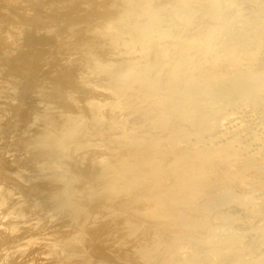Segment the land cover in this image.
<instances>
[{
    "label": "bare ground",
    "instance_id": "obj_1",
    "mask_svg": "<svg viewBox=\"0 0 264 264\" xmlns=\"http://www.w3.org/2000/svg\"><path fill=\"white\" fill-rule=\"evenodd\" d=\"M233 1L39 0L32 5L34 15L21 23L31 28L22 33L24 48L13 60H0L17 80L13 102L5 108L10 128L0 130L6 141L0 147V178L7 181L6 204L18 202L22 223L61 220L59 206L70 217L72 232L81 230L87 216L104 217L105 223L85 233L83 244L101 246L114 236L118 245L129 242V254L116 246L117 255L125 254L120 264H264V9L254 6L264 7V0H246L258 12L245 8L247 18L243 8L238 12L244 1ZM60 58L69 65L63 67ZM47 59L50 69L44 66ZM45 84L55 89L45 90L47 103H75L61 105L64 113L50 105L51 111H62L60 120L47 113V104L40 116L37 106L32 109L30 94H39L36 89ZM5 86L0 82V93ZM32 111L43 116L42 133L35 127L32 135L22 131L35 118ZM96 148L100 153L91 152ZM12 152L14 163L5 157L13 158ZM44 170L55 177L38 189L39 198L28 188ZM6 236H0V264H26L25 254L23 260L12 258L18 240ZM102 248L85 263L114 264Z\"/></svg>",
    "mask_w": 264,
    "mask_h": 264
},
{
    "label": "rangeland",
    "instance_id": "obj_2",
    "mask_svg": "<svg viewBox=\"0 0 264 264\" xmlns=\"http://www.w3.org/2000/svg\"><path fill=\"white\" fill-rule=\"evenodd\" d=\"M1 2V4H0V54H3V55H0V60H8V61H10L9 59L11 58V60H13L18 54L17 53H20L21 51H22V49L24 48V45H25V43H24V34H22L23 32H26L27 30H28V32H30V30H31V28H30V26H26V25H22L21 23L22 22H25L26 21V19L27 18H29V15H30V17H31V15L33 14V13H30L32 10L30 9L31 7H32V5H34V4H36V3H38L39 2V0H5V4H7V5H4V3H3V1L4 0H0ZM10 1V2H9ZM37 1V2H36ZM231 1V0H230ZM235 1V0H234ZM233 1V2H234ZM238 1V0H237ZM239 1H241V0H239ZM244 1V5H245V7L242 5V7H240L239 6V3L237 2V7L239 6V8H238V12H239V10L240 11H242L243 9H244V11H242V14H241V12H239V14H241L243 17H245V15H243L244 13H245V8H247L248 7V10H247V12L248 13H250L254 8H253V3H248L246 0H243ZM243 1L241 2V3H243ZM6 2H9V3H6ZM21 2V3H20ZM256 3H257V1H255ZM30 3V5H28ZM24 4V5H23ZM263 5H264V2L262 3ZM2 5V6H1ZM252 5V6H251ZM257 6V10H256V8H255V10L256 11H260V9L262 10V8L264 9V7L263 6H259L258 7V5L259 4H255L254 3V6ZM5 6V7H4ZM14 6H15V8H14ZM28 7V8H27ZM26 8V9H25ZM241 8V9H240ZM243 8V9H242ZM253 8V9H252ZM258 8H259V10H258ZM29 9H30V11H29ZM251 9V11H249ZM231 12V11H230ZM237 12V11H236ZM238 12H237V14H238ZM244 12V13H243ZM258 12H251L252 14L254 13H258ZM6 13V15H4ZM9 13V14H8ZM231 14H233V12H231ZM245 14H247V13H245ZM12 15H14V16H12ZM34 15V14H33ZM32 15V16H33ZM249 15V14H248ZM247 15V16H248ZM17 16V17H16ZM232 16V15H231ZM263 16V15H262ZM3 17H5V18H3ZM249 17V16H248ZM250 17L252 18V16L250 15ZM264 17V16H263ZM7 18V19H6ZM9 18H12V19H9ZM245 18H247V17H245ZM1 19L3 20V21H6V20H8V21H10L9 22V24H7L6 22H1ZM33 19V18H32ZM5 23V24H4ZM2 24V25H1ZM7 24V25H6ZM11 24V25H10ZM4 25V26H3ZM34 25V24H33ZM6 26V27H5ZM9 26V27H8ZM14 27L12 30H11V28L12 27ZM17 26V27H16ZM32 26V25H31ZM5 27V28H4ZM27 27V28H26ZM7 28H8V30H7ZM19 29V30H18ZM21 29V30H20ZM26 29V30H25ZM7 30V31H6ZM11 30V31H10ZM25 30V31H24ZM40 31H42V30H40ZM40 31H36V33H34V35L35 36H37V37H39L38 35H37V32H39L40 33ZM44 32H45V34H46V31L45 30H43ZM16 32V33H15ZM44 32H42V34L41 35H43V33ZM6 33V34H5ZM8 33H10V34H8ZM18 33V34H17ZM38 33V34H39ZM48 33V32H47ZM50 33H52V32H50ZM3 34V35H2ZM13 34V35H12ZM44 34V35H45ZM10 35V36H9ZM14 36L15 37V40H14V38L12 37V36ZM20 35V36H19ZM44 35L41 37V38H44ZM47 36H48V38H51L50 37V35H52L53 36V34H46ZM1 36H3V37H1ZM9 36V37H8ZM16 37L19 39H16ZM20 37H21V39H20ZM46 37V36H45ZM6 38V39H5ZM10 38V39H9ZM40 38V37H39ZM47 38V37H46ZM13 39V40H12ZM3 40V41H2ZM7 40H8V42H7ZM5 41H6V43H5ZM22 41V42H21ZM10 45H9V44ZM56 43H58V44H56L57 46H59V43H60V41L58 42V41H56ZM9 46H11V47H9ZM7 47H8V51H7ZM5 48V49H4ZM11 48V49H10ZM46 48H48V47H46ZM45 48V49H46ZM50 51H51V49H49ZM10 51V52H9ZM7 55V57H6V55ZM8 56H10V57H8ZM12 56V57H11ZM2 57V58H1ZM66 57V56H65ZM8 58V59H7ZM13 58V59H12ZM62 58V57H61ZM61 58H60V60H61ZM75 59H76V57H74ZM64 59L65 58H63V61H64ZM46 61V60H45ZM44 61V63L45 64H47V65H45L44 64V66L45 67H48V68H46V69H50V67H51V64L49 63V61H50V59H47V63ZM62 60L61 61H59L60 62V64L63 66V67H65V63L67 62V64L66 65H69V63H68V61L67 60H65V62H63ZM53 62V61H52ZM51 62V63H52ZM49 64V65H48ZM43 66V68L45 69V67ZM2 67V68H1ZM67 68L66 69H68V66H66ZM70 68H71V66H69ZM69 68V69H70ZM5 76V77H4ZM6 76H8V77H6ZM6 78V79H5ZM3 79V80H2ZM14 80V81H13ZM9 81V82H8ZM0 82H5L6 83V85H7V88H6V86H5V88L3 89V88H1V90L3 91L2 93H0V130H3L4 128H10V126L7 124V123H5L6 121H5V119H6V116L8 117V112H6L5 111V108L6 107H9L11 104H12V102H13V98L11 97V95H13V90H14V86L16 85V83H17V80L14 78V77H11V76H9L8 74H7V69L5 68V66H3V65H0ZM10 83V84H9ZM45 85H47V86H45ZM44 85V88H38V89H36V90H38L37 92H39V94L38 93H36V91L34 92V94H30V96H32L33 98H35V102H33V104H34V106L32 105V109L34 108H36V106L39 108V111H38V108H36L37 109V114L39 115V113L40 114H42V110H46L45 109V105H46V107H47V109H49L50 110V108L54 105V102H53V104H50V103H47L48 101H46V98H44L43 96H45L46 94H45V92L46 91H50V90H52L51 88H53V90L52 91H55V89H54V87H50V86H52L51 84H45ZM12 89H11V88ZM49 87H50V90H49ZM46 88V89H45ZM48 88V89H47ZM46 90V91H45ZM11 92V93H8V92ZM52 91H50L49 93H51ZM7 92V93H6ZM35 94H37L38 95V98L40 97V96H42V100L44 101H41V99L39 100L38 98H37V96L35 95ZM41 94V95H40ZM8 95H10V97L8 96ZM37 101V102H36ZM52 101H55L56 102V100H52ZM68 101V100H67ZM41 102V103H40ZM46 102V103H45ZM50 102V101H49ZM58 102V101H57ZM57 102H56V104H57ZM52 103V102H51ZM69 103H71V105L72 106H74V104L75 103H73L72 101L71 102H69ZM69 103H66L65 102V104H68V105H66L65 106V104H64V106H63V104H60V106L62 105L63 106V108L64 107H67V106H69L70 104ZM8 104H10V105H8ZM56 104L53 106L54 107V109L56 110L57 108H60V106L58 105L59 104V102H58V104H57V108H56ZM39 105V106H38ZM50 105H52V106H50ZM59 106V107H58ZM89 107V106H88ZM43 108V109H42ZM87 108V107H86ZM36 109H35V111H36ZM40 109H41V111H40ZM61 110H62V107L60 108ZM60 109H59V111L56 113V111L55 110H53V111H51L50 110V112H48V110H46L47 111V113H50V114H52L53 112V114H52V116H54V114L55 115H57V119L60 117L59 115H60V113L62 112V113H64V110H62V111H60ZM46 111H44V112H46ZM43 112V113H44ZM32 116L31 117H34L35 116V118H31L28 122H30L29 124V126L31 127H28V122H27V124L25 125V126H27V128L26 127H23L22 129V131H24L25 133L27 132V130L29 129L30 130V132H29V130H28V132L27 133H31L32 131L33 132H35L34 130H32V128H36L38 131L37 132H35V133H38L39 132V130L40 129H42L41 128V124L40 123H43V121H40V120H43L42 118H43V116L41 115V117H39V118H37L38 117V115H37V117H36V115H35V112L34 111H32ZM34 115V116H33ZM40 116V115H39ZM61 116H65L64 114L63 115H61ZM41 118V119H40ZM61 118H59V120H60ZM37 122H39L37 125L40 127L39 129H38V126H34L33 124H36V121ZM31 121H35V123H32ZM32 124V125H31ZM40 124V125H39ZM43 125V124H42ZM25 128V129H24ZM32 130V131H31ZM42 131H43V129L40 131V133H42ZM22 133V132H21ZM26 133V134H27ZM23 135H24V133H22ZM21 134V135H22ZM22 135V136H23ZM30 135H32V133L30 134ZM26 136V135H25ZM28 136V135H27ZM29 137V136H28ZM14 138V137H13ZM12 138V139H13ZM9 140H11V138L9 139ZM13 140H15V139H13ZM5 141V140H4ZM4 141H2L1 139H0V147H3L2 145L3 144H5L4 143ZM6 142V141H5ZM99 149L98 148H96V149H94V150H92L91 152L93 153V151H95L96 153H100V150L98 151ZM98 151V152H97ZM94 152V153H95ZM102 153H105V151H101ZM12 154H13V158H10V157H8V156H10L11 155V153L9 154H7L5 157H6V159H8L9 161H11L12 159V161H13V163H14V161H15V158H17V157H15V154H16V156H17V153H14V152H12ZM11 157H12V155H11ZM88 157V155H85L84 156V158H87ZM83 163H84V161L82 162V164L79 166V168H81V166H82V168H83ZM97 166H98V164H97ZM97 166H95L96 168H97ZM81 168V169H82ZM99 168V167H98ZM100 169V168H99ZM48 170H44L43 172H39L38 173V175H36L34 178V180L32 181V183H31V186L28 188L29 190H28V192L31 194V195H33V196H36V197H39V198H41L42 197V195H43V193H40V191L38 190V189H41V188H43V187H45L46 185H48V183L52 180V179H54V177H55V173H50V171H48ZM48 174H47V173ZM40 174V175H39ZM45 175V176H42V175ZM41 177V180L39 179L40 177ZM50 176H51V178H50ZM46 177H48V179L46 178ZM53 177V178H52ZM38 178V179H37ZM45 178V179H44ZM49 178H50V180H49ZM36 179H37V181H36ZM42 179H44L43 181H45V182H43L42 181ZM38 181H40V182H38ZM42 181V182H41ZM35 182V183H34ZM37 182H38V185L36 186V184H37ZM6 183V184H5ZM45 183V185L44 186H42V184H44ZM33 185H34V187H33ZM39 185H41V186H39ZM6 188H7V181L6 180H2L1 178H0V220H2L1 222H0V227H3L2 228V233H3V231L5 230V233L4 234H2L1 233V231H0V236L2 237V238H5V236L6 237H9V235H10V237L11 238H15V239H17L18 240V249H17V251H18V253H20V254H18L17 252H14L13 254H15V256L14 255H12L13 257L12 258H18V257H21L23 254H25V255H23L22 257H23V259H24V262L26 263V264H84L85 263V260H86V263L88 262L87 261V259H86V257L87 256H89L90 254L91 255H93V257L95 256V251H96V249H98V248H102V245L104 246L103 248H105L106 249V251H108L109 250V256L107 255V252L106 251H104L105 252V255L107 256V257H109L108 259H110L111 261H113V263L114 264H120V263H124V260H122V256H124L125 254L123 253V252H125V250L127 249V253L129 254V253H132L133 252V250L131 251V248H133L132 247V244H130L131 246L130 247H128V248H126V246H127V244L129 243V242H127V243H125V245L126 246H121V245H124V244H121V245H118V244H120V242L118 241V238H117V240L115 239L116 237L114 236V239L113 238H111L110 240H109V242L106 244L107 246H108V244H112L111 245V247L109 246V247H107L106 245H104L108 240H105L106 242L104 243V242H102V245L100 246L99 244H96V243H93V245H95V246H97V247H95L94 246V248H92L93 247V245L91 246V245H89V246H87V245H85L84 246V244L83 243H85V242H83V240H84V238H85V233H87V232H89L90 230H93V229H95L96 228V226H98L99 225V223L100 224H102V223H105L107 220H106V218H104V217H100V218H93V217H89L88 218V216H87V222L84 220L83 222H82V226H81V230L80 231H76V232H72V226H73V224H71V221H70V217H68V216H65L64 215V212L63 211H66L65 210V207L62 209V207H58V209H56V210H58V213H59V215L61 216L62 214H63V216L61 217V218H63V219H61V220H63L64 222H65V224H61V220H59L60 218H56V221H57V219H58V221L60 222V224L59 225H57V223H59L58 221H57V223H55L56 221H54V223H55V225H54V223H52L51 221H53V220H55V218H52L51 220L50 219H48V218H46L47 220H49V221H47V220H42V219H40L38 222H36L37 220H33V221H35V222H33L32 220H31V222H33V223H22L23 221H22V218L20 219V217H21V215L20 214H18L17 213V210H16V208H17V204H18V202H17V204L16 203H14L13 201V203L14 204H11L10 203V205L9 204H6L7 203V198L6 197H3L4 196V192H6ZM34 188V189H33ZM35 188H36V190H35ZM5 189V190H4ZM31 190V191H30ZM38 190V191H37ZM2 191V192H1ZM37 191V192H36ZM37 193V195L35 194V193ZM41 194V195H40ZM11 196H13V197H15V198H13L14 200H16V201H19L20 200V196L19 195H13V194H10ZM9 195V196H10ZM6 198V199H5ZM22 198V197H21ZM57 196L56 195H53V201L54 200H56V202L58 201L57 200ZM18 199V200H17ZM6 200V202H4ZM52 200H51V202H53ZM40 202V201H39ZM38 202V203H39ZM55 201L53 202V203H56ZM111 202V201H110ZM109 202V203H110ZM8 203H9V201H8ZM109 203H108V205H109ZM40 204V203H39ZM7 205H9V206H7ZM12 205V206H11ZM13 205H15L14 206V209H15V211L16 212H13ZM2 206V207H1ZM6 206H7V208H6ZM9 207H10V209H9ZM16 207V208H15ZM3 209H6V210H8L9 209V211L12 209V212H9V214H2L4 211L6 212V210H4L3 212H2V210ZM62 209V210H61ZM59 210H61V211H59ZM103 211H105V210H103ZM13 214V216H14V213H15V215L18 217L19 215H20V217H16V216H12L11 214ZM3 215V216H2ZM8 215H11V218H10V216H9V218H7V216ZM4 217V218H3ZM13 217V218H12ZM65 217H67V219L65 218ZM9 221V220H11V221H7L6 219ZM14 218H17V220H14ZM69 218V219H68ZM93 218V219H92ZM5 219V220H4ZM21 221H20V220ZM65 219H66V221H65ZM100 219V220H99ZM105 219V220H104ZM12 220L13 221H15V222H12ZM42 220V221H41ZM93 220V221H92ZM6 221V222H5ZM47 221V222H46ZM68 221H70L69 223H70V225H69V223H68ZM94 221H96L95 223H94ZM13 224H12V223ZM51 222V223H50ZM90 222V223H89ZM98 222V223H97ZM4 223V224H3ZM8 223H11L10 225L8 224ZM16 223H18V224H16ZM38 223V224H37ZM259 223V222H258ZM23 224V225H22ZM48 224V225H47ZM94 224V225H93ZM95 224H96V226H95ZM11 225H14V226H11ZM29 225V226H28ZM53 225V226H52ZM9 226V227H8ZM15 226H17V228L15 227ZM35 226V227H34ZM41 226H43V227H41ZM52 226V227H51ZM58 226H59V229H58ZM88 226V227H87ZM92 226H94V227H92ZM5 227V228H4ZM10 227H11V230H10ZM12 227H14V228H12ZM49 227V228H48ZM87 227V228H86ZM9 230V232L7 231V229ZM46 228V229H45ZM48 228V229H47ZM56 228V229H55ZM69 228V229H68ZM18 229V230H17ZM35 229V230H34ZM44 229V230H43ZM63 229V230H62ZM64 229H65V231H64ZM0 230H1V228H0ZM58 230V231H57ZM62 230V231H61ZM68 232H67V231ZM88 230V231H87ZM42 234V232H44L42 235L39 233V232ZM53 231H54V233L55 232H60V234H63V235H65L64 236V238H62V236L63 235H61L60 237H59V235L58 236H55L54 235V233H53ZM64 231V232H63ZM70 231V232H69ZM13 232V233H12ZM25 232V233H24ZM10 233V234H9ZM51 233H53V234H51ZM76 233V234H75ZM78 233V234H77ZM9 234V235H8ZM14 235V236H11V235ZM50 234L52 235V237L50 236ZM22 235L24 236V237H22ZM46 235V236H45ZM122 235L124 236V234L122 233ZM18 236V237H17ZM27 236V237H26ZM54 236H55V238H57L58 237V239H60L61 238V240H58V239H56L58 242L56 243V240H55V238H54ZM67 236V237H66ZM51 237V238H50ZM79 237H80V239H79ZM19 238V239H18ZM27 238H29V239H27ZM43 238V239H42ZM28 240V241H26L25 242V240ZM30 239H32V240H30ZM86 240L88 239V237H86L85 238ZM106 239V238H105ZM22 242H21V241ZM23 240H24V242H23ZM29 240H30V242H29ZM35 240V241H34ZM44 240V241H43ZM55 242H54V241ZM74 240V241H73ZM60 241V242H59ZM112 241H113V243H114V245H113V243H112ZM19 242H21V243H19ZM32 242H33V244H32ZM37 242H38V244H37ZM41 242V243H40ZM48 242H49V245L51 246H53V248L52 249H50L51 247L50 246H48ZM52 242V243H51ZM111 242V243H110ZM24 243V244H23ZM51 243V244H50ZM57 244L56 246H55V244ZM69 243V244H68ZM44 244V245H43ZM45 244L47 245V246H45ZM78 244V245H77ZM116 244V245H115ZM30 245V246H29ZM37 245V246H36ZM120 246V249H119V247L117 248L116 246ZM22 246H24V247H22ZM33 248H32V247ZM40 246L41 247H43V249L42 248H40ZM129 246V245H128ZM22 247V248H21ZM28 247H29V249H28ZM36 247V248H35ZM54 247H56V248H54ZM117 248L116 250H115V248ZM26 248V249H25ZM31 248V249H30ZM49 248V249H48ZM58 248V249H57ZM102 248V249H103ZM114 248V249H113ZM122 248H123V250H122ZM124 248H126V249H124ZM23 249V250H22ZM44 249H47V250H44ZM54 249V250H53ZM95 249V250H94ZM105 249H103V250H105ZM122 250L121 251V253H119L118 255H117V253L118 252H120L119 250ZM21 250V251H20ZM57 250V251H56ZM68 250V251H67ZM112 250H114L113 251V253H111V251ZM130 250V252H128ZM16 251V250H15ZM23 251V252H22ZM37 251V252H36ZM89 251V252H88ZM91 251V252H90ZM116 251H118V252H116ZM26 252V253H25ZM31 252V253H30ZM44 254H43V253ZM55 252V253H54ZM115 252V253H114ZM37 253V254H36ZM42 253V254H41ZM85 253L87 254V255H85ZM94 253V254H93ZM126 253V254H127ZM28 254V255H27ZM112 254H115V255H112ZM122 254H124V255H122ZM16 255H18V257L16 256ZM49 255V256H48ZM117 255V256H116ZM31 256V257H30ZM34 256V257H33ZM40 256V257H39ZM112 258H111V257ZM115 256V257H114ZM22 257H21V259H22ZM29 257H30V259H32V260H30L29 259ZM37 257V258H36ZM69 257V258H68ZM43 258H45V259H43ZM47 258V259H46ZM85 258V259H84ZM116 258H118V259H116ZM22 259V260H23ZM38 259V261H36ZM70 259V260H69ZM79 259V260H78ZM84 259V260H83ZM89 259H91V257H89ZM115 259V260H114ZM26 260V261H25ZM41 260H43V261H41ZM45 260V261H44ZM31 261V262H30ZM47 261V262H46ZM121 261V262H120ZM123 261V262H122ZM34 262V263H33ZM36 262V263H35ZM40 262V263H39ZM52 262V263H51ZM116 262V263H115ZM85 263V264H86ZM104 264V263H102V262H96L95 264Z\"/></svg>",
    "mask_w": 264,
    "mask_h": 264
}]
</instances>
